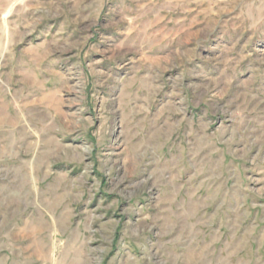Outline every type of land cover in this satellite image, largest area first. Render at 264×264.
Masks as SVG:
<instances>
[{
    "label": "rangeland",
    "instance_id": "374dc122",
    "mask_svg": "<svg viewBox=\"0 0 264 264\" xmlns=\"http://www.w3.org/2000/svg\"><path fill=\"white\" fill-rule=\"evenodd\" d=\"M0 264H264V0H0Z\"/></svg>",
    "mask_w": 264,
    "mask_h": 264
}]
</instances>
